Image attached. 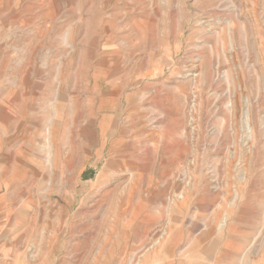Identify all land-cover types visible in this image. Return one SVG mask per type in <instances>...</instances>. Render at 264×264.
<instances>
[{"label":"rangeland","instance_id":"374dc122","mask_svg":"<svg viewBox=\"0 0 264 264\" xmlns=\"http://www.w3.org/2000/svg\"><path fill=\"white\" fill-rule=\"evenodd\" d=\"M0 264H264V0H0Z\"/></svg>","mask_w":264,"mask_h":264},{"label":"bare ground","instance_id":"6f19581e","mask_svg":"<svg viewBox=\"0 0 264 264\" xmlns=\"http://www.w3.org/2000/svg\"><path fill=\"white\" fill-rule=\"evenodd\" d=\"M108 211V210H107ZM138 211V210H137Z\"/></svg>","mask_w":264,"mask_h":264}]
</instances>
